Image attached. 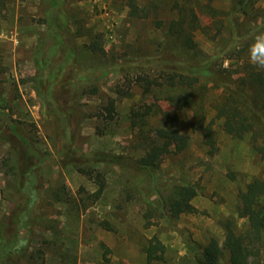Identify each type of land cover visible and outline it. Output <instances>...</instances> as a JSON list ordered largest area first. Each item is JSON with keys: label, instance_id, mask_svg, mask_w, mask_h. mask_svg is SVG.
Here are the masks:
<instances>
[{"label": "rangeland", "instance_id": "rangeland-1", "mask_svg": "<svg viewBox=\"0 0 264 264\" xmlns=\"http://www.w3.org/2000/svg\"><path fill=\"white\" fill-rule=\"evenodd\" d=\"M129 1L64 0L77 54L73 70L67 65L58 71L57 60L50 61L51 48L56 46L44 20L45 2L0 0V218L9 215L24 198L14 186L10 167L19 163L23 149L10 125L22 128L30 139L28 159L37 162L39 156H45L39 193L41 213L14 222L28 241L21 264H183L188 239L206 245L215 237L222 244L228 220H233L239 230L247 223L238 216L237 207L246 184L255 177L264 178V153L257 149L264 136L262 126L256 127V133L237 137L227 130L223 119H216V148L210 153L201 132L191 126L194 110L188 108L181 113L178 126L188 144L182 151L164 156L155 179L132 167L101 161L97 168L102 170L106 186L101 196L93 199L98 184L77 169L75 157L95 151L129 158L143 154L138 126L133 124L134 110L144 113L149 108L142 117L147 123L144 128L168 125L164 113L171 114L172 107L164 91L143 94L137 84L127 96L114 91L117 83H123L119 72L123 58L145 55L160 59V21L166 25L184 12L189 20L195 14L204 28L195 31V40L207 52L222 49L225 33L229 34L235 18L251 25L259 22L243 15L232 16L229 0H135L137 9ZM258 5L264 8V0ZM214 20H219L217 26L223 23V35L215 37ZM99 37L103 53L88 47ZM42 59L46 62L40 70L38 62ZM241 59H225L224 65L237 67ZM40 71H46L45 75ZM53 72L59 82L79 85L73 104L60 100L58 84L53 85L59 110L67 117L69 141L56 132L59 116L35 88L39 77L45 79ZM219 95L220 90L211 89L209 98ZM107 99L115 100L118 112L111 120L96 115ZM205 108L210 119L215 110L209 102ZM66 141L75 156L63 160L60 151ZM180 185L197 188L191 201L195 210L183 212L170 222L164 205L169 193L176 195ZM155 239L162 241L164 249L158 251L161 256L148 262L145 246ZM253 259L264 264V240L259 256ZM221 264H230L226 254Z\"/></svg>", "mask_w": 264, "mask_h": 264}, {"label": "trees", "instance_id": "trees-1", "mask_svg": "<svg viewBox=\"0 0 264 264\" xmlns=\"http://www.w3.org/2000/svg\"><path fill=\"white\" fill-rule=\"evenodd\" d=\"M43 1L46 5L44 20L48 25L52 45L56 46L55 49L51 48L50 61L57 60L58 71L61 69L64 71L67 65L73 70L77 47L64 10V0ZM258 1L229 0V12L232 16L243 15L259 22L251 25L235 18L229 28V34L225 33L227 39L219 51L207 52L199 46L195 40V31L204 28L197 19L195 20L197 17L195 14H192L193 18L189 20L187 13L184 12L178 19H173L166 25H162L160 21L159 60L146 58L145 55L122 59L119 72L123 83L121 85L117 83L114 91L119 95L127 96L136 84L142 87L143 94H150L160 89L167 94L166 98L172 107V113H164L168 120L167 126L144 128L147 123L142 117L149 113V108L144 113L133 111V124L138 126L137 138L143 148V154L139 158L99 151L91 155L87 153L75 157L77 169L89 178H93L98 184L93 199L99 198L106 186L103 172L97 168V164L101 161L132 167L148 174L152 180L155 179L164 156L171 152H180L188 144L187 137L178 128L181 113L188 108L194 110L191 126L201 132L205 144L210 148V153L216 148L214 130L216 119H223L227 130L237 137L256 133V127L264 128V70L255 68L249 63L248 58L244 57L251 43L250 37L264 31V8L258 5ZM129 4L137 9L135 0H130ZM218 21L214 20L215 37L223 35V23L217 26ZM206 28L212 30L213 26L207 25ZM208 29L206 30L209 32ZM88 47L93 52H104L100 37L98 40L93 39ZM225 59L241 60L237 67H232L224 65ZM43 62H46V59L38 62L40 70L44 67ZM40 73L45 75L46 71ZM57 78L59 77L54 72L47 74L45 79L39 77L35 88L47 107L59 116L56 132L68 140L70 133L67 117H64L59 110L53 85L58 84V96L67 104L75 103L79 85L76 86L66 80L59 82ZM123 85L125 87H122ZM211 89L220 90V95L213 100L209 98ZM207 102L215 110V114L210 119L205 108ZM117 114L113 99H107L106 103H102L96 113L103 120L114 119ZM139 119L141 122H137ZM10 127L16 141L22 144L21 149H23L19 153V163L15 162L10 167L14 175V186L24 193V198L9 215L0 218V264H21L28 252V241L14 222L27 215L41 213L38 210L41 207L39 193L43 177L42 162L45 156H39L37 162L28 159L30 139L19 126L11 124ZM68 141L65 142V148L60 151L63 160L75 156ZM261 144L256 147L264 153V136ZM13 145L15 147V144ZM5 164L9 163L6 161ZM197 193L198 190L194 185H180L176 195L169 193L168 204L164 207H167L170 222L183 212L195 210L191 201ZM239 198L237 213L240 218L247 219L245 227L239 230L233 220H228L225 223L222 244L215 237H211L206 245L195 239H188L183 264H221L224 254L227 255L230 264H257L253 258L259 256L260 244L264 240V178L255 177L249 181ZM161 210L165 213L163 208ZM163 249L164 244L160 239L151 240L145 246L148 262L161 256L158 255V251L162 252Z\"/></svg>", "mask_w": 264, "mask_h": 264}, {"label": "clouds", "instance_id": "clouds-1", "mask_svg": "<svg viewBox=\"0 0 264 264\" xmlns=\"http://www.w3.org/2000/svg\"><path fill=\"white\" fill-rule=\"evenodd\" d=\"M247 57L252 66L264 70V31L253 35L247 49Z\"/></svg>", "mask_w": 264, "mask_h": 264}]
</instances>
